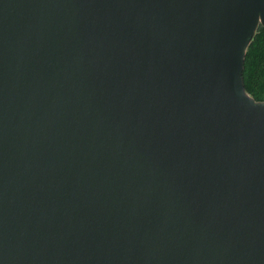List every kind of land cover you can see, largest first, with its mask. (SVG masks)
<instances>
[{"label": "water", "instance_id": "water-1", "mask_svg": "<svg viewBox=\"0 0 264 264\" xmlns=\"http://www.w3.org/2000/svg\"><path fill=\"white\" fill-rule=\"evenodd\" d=\"M264 0H0V264H264Z\"/></svg>", "mask_w": 264, "mask_h": 264}, {"label": "trees", "instance_id": "trees-1", "mask_svg": "<svg viewBox=\"0 0 264 264\" xmlns=\"http://www.w3.org/2000/svg\"><path fill=\"white\" fill-rule=\"evenodd\" d=\"M242 81L245 92L254 100L264 101V28L258 26L246 46Z\"/></svg>", "mask_w": 264, "mask_h": 264}]
</instances>
